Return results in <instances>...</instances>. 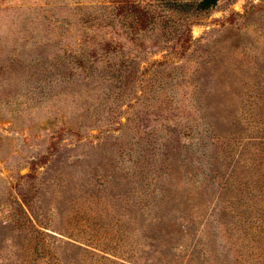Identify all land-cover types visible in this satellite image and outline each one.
<instances>
[{
  "label": "rangeland",
  "instance_id": "1",
  "mask_svg": "<svg viewBox=\"0 0 264 264\" xmlns=\"http://www.w3.org/2000/svg\"><path fill=\"white\" fill-rule=\"evenodd\" d=\"M0 264H264V0H0Z\"/></svg>",
  "mask_w": 264,
  "mask_h": 264
},
{
  "label": "trees",
  "instance_id": "2",
  "mask_svg": "<svg viewBox=\"0 0 264 264\" xmlns=\"http://www.w3.org/2000/svg\"><path fill=\"white\" fill-rule=\"evenodd\" d=\"M218 0H197L195 3L186 0H165V3L171 9L175 10H188L194 8L198 11H205L213 7Z\"/></svg>",
  "mask_w": 264,
  "mask_h": 264
}]
</instances>
